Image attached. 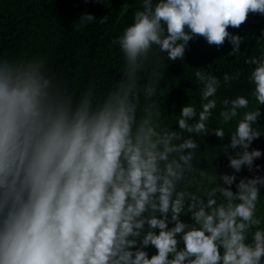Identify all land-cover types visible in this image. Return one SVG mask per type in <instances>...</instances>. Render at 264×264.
<instances>
[{
    "label": "clouds",
    "instance_id": "9594fccd",
    "mask_svg": "<svg viewBox=\"0 0 264 264\" xmlns=\"http://www.w3.org/2000/svg\"><path fill=\"white\" fill-rule=\"evenodd\" d=\"M248 13L264 15V0H141L112 41L124 71L103 98L90 86L73 99L43 60L0 54V264H264V175H235L262 156L249 151L262 134L253 127L258 107L243 112L224 146L233 174L209 176L194 168L196 140L181 133L209 132L221 81L197 69L206 102L199 112L184 105L170 130L157 85L139 76L150 52L183 59L193 36L218 48L227 40L229 55L238 53L242 37L226 29ZM78 21L95 22L91 14ZM245 63L255 66L251 96L264 105V53ZM238 76L224 74V87ZM220 103L227 124L249 100ZM212 135L223 139V128Z\"/></svg>",
    "mask_w": 264,
    "mask_h": 264
},
{
    "label": "trees",
    "instance_id": "16d2710c",
    "mask_svg": "<svg viewBox=\"0 0 264 264\" xmlns=\"http://www.w3.org/2000/svg\"><path fill=\"white\" fill-rule=\"evenodd\" d=\"M137 10H141V0H0V54L43 60L46 69L73 99L90 86L97 98H103L114 83L122 79L124 71L123 56L118 44L112 41L133 22ZM84 14H91L95 22L77 27L78 19ZM226 30L242 37L238 53L229 55L232 49L227 40L218 48L209 45L203 37L193 36L187 42L183 59L170 61L165 53L150 52L139 76L141 84L146 80L157 85L154 99L161 111L160 122L170 130H177L176 122L184 105L188 103L199 112L201 104L206 102L201 99L203 83L194 75L197 69L221 81L214 97L217 105L211 110L208 121L209 132L201 136L181 133L183 138L192 136L196 140L194 168L204 170L209 176L233 174L228 167L224 146L243 112L258 107L260 116L253 127L262 134L251 142L249 151L259 149L262 156L254 160L252 172L242 167L239 173H235L238 181L264 175V105H257L251 96L254 86L249 76L255 66L245 63L264 53V38H261L264 15L248 13L238 28L228 27ZM237 72L238 78L224 87L223 75ZM237 96L249 100L248 108L239 110L237 117L229 123L221 124L220 102ZM218 127L223 128V139L212 135V130ZM231 151L228 149L229 153ZM256 165L260 166L259 171H256ZM237 181L231 190L235 191ZM192 190H197L196 185ZM197 194L202 193L197 191ZM259 194L262 198L257 205L258 215L264 217V187L260 188ZM181 219L191 223L188 215ZM261 227H264V220ZM146 251L149 255L154 254L151 247Z\"/></svg>",
    "mask_w": 264,
    "mask_h": 264
}]
</instances>
